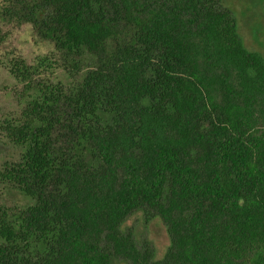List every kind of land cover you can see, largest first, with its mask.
Returning a JSON list of instances; mask_svg holds the SVG:
<instances>
[{
  "label": "trees",
  "instance_id": "trees-1",
  "mask_svg": "<svg viewBox=\"0 0 264 264\" xmlns=\"http://www.w3.org/2000/svg\"><path fill=\"white\" fill-rule=\"evenodd\" d=\"M24 25L51 50L0 52V264H264V56L225 0H1L0 49Z\"/></svg>",
  "mask_w": 264,
  "mask_h": 264
},
{
  "label": "rangeland",
  "instance_id": "rangeland-1",
  "mask_svg": "<svg viewBox=\"0 0 264 264\" xmlns=\"http://www.w3.org/2000/svg\"><path fill=\"white\" fill-rule=\"evenodd\" d=\"M225 4L237 20L246 48L264 56V0H225ZM3 31L7 39L5 46L0 49L1 53L15 51L31 63L38 56L51 50L47 45L36 40L31 26H3ZM7 86H13V82L7 83ZM11 103L12 98L8 93L1 99L0 104L9 111ZM127 226L141 239L147 241L149 239L157 251V258H163L170 245V239L165 225L159 218L146 222L140 214H137L127 222Z\"/></svg>",
  "mask_w": 264,
  "mask_h": 264
}]
</instances>
